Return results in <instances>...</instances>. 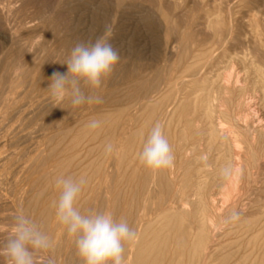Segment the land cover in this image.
Returning <instances> with one entry per match:
<instances>
[{
  "label": "rangeland",
  "instance_id": "374dc122",
  "mask_svg": "<svg viewBox=\"0 0 264 264\" xmlns=\"http://www.w3.org/2000/svg\"><path fill=\"white\" fill-rule=\"evenodd\" d=\"M2 1L3 2L6 1L5 3H3L5 5L7 4L9 5L12 3V6L14 8L13 10L14 13L11 12L10 14L11 16L9 15L8 18L6 17L7 19H3V16L0 14L1 15L0 16V27H1L0 28V62L2 57H4L1 44L7 42L8 50H9L8 52H12L13 49L15 48L14 43L17 42L18 38H21L18 39V41H21V46L23 51L22 56L24 57L23 58L24 71H20L18 74L17 71H8L5 77L6 80H4L5 82L1 87V90L8 92L9 94L8 100L10 98L12 99L9 100L8 105L6 106V110L4 112L5 116L3 115L4 117L2 116L0 118V134H1L0 135V248L3 247L4 242L12 234L14 217L19 212H23L26 216L32 219L44 233H46L50 237L52 242L51 249L39 255L40 258L38 257V264H47V260L49 258L53 259L55 261V264H84V262L82 263L83 259L77 254L76 245L74 243V237H70L66 231L65 226H63L58 222L55 215V208L51 209L53 207L52 204L58 199L59 196V189L56 187L55 180L57 177L60 176H65V177L74 176L73 177L74 179H79L80 177L84 176L85 179L87 180V183L85 184L87 188L85 189V186H83L82 192L80 193L81 195L82 194L83 195L80 197L79 194L77 198L78 200L76 201L77 204L76 207L81 212L82 211L84 212L85 210L83 214H88L90 211L100 212V213L110 212L114 216L113 218L116 221H120L121 219L126 220L131 228L134 225H136L137 227H139L140 232H142L143 234L144 232L146 234L147 231H144L143 229L144 227L146 229L149 226V223L150 225H155L154 227H156V225L158 226V224H156L155 221L159 219V217L161 216V211H165L164 208H166L167 210L168 207H172V206L177 207V204L178 206H180L181 204L180 199L182 198L183 195L187 197L188 195L190 196L191 194L194 195V193H192L193 192L192 187L194 183H197L200 180L206 182L209 179L207 181V184L210 182L211 185H209L210 183L208 184L209 185L208 189L213 190V193H215V195H213V200L215 201V205L217 207V212H218V214L217 212H215L216 214L214 213V220L215 222L220 224V229L216 233L215 237L211 236L209 247H212V249L210 248L208 252L210 253L211 251L219 250V248L222 249L219 250L217 254L221 259V261H219L220 264H222V260L227 257L229 259V261L227 262L228 264L232 262L233 264H235L237 258L238 261L248 259L249 254L251 255L252 253L254 255L250 257L251 260L248 262V264L249 263L263 264L264 263V250H263L264 249V242H263L264 241V226H263L264 225V216H263L264 215V152H263L264 148L262 149V147H264L263 146L264 102L262 101H264V99L261 93H254L256 77L255 75H253L254 73L252 72L253 71L252 68L254 67V65L258 66V64L259 67L261 66V64H262L261 68L264 67V50H263L264 0H246V1L245 0H232V1L203 0L205 1L202 2L203 4L201 3L202 0H193V1L192 0H181V1L180 0H0V2ZM176 3L179 4L180 7L177 6ZM156 4L159 5L157 6ZM209 10H211V12ZM139 11H141V13H139ZM146 13H150V14H146ZM182 13H184L185 16ZM210 13L211 14L213 13L211 17L209 16ZM218 14L222 15V20L225 21L224 23L222 22L221 25L222 26L221 28L223 31H225L224 32L225 34L223 33L224 35L223 37H221L222 34L221 36L219 35L221 38H223V42H221L220 44H218V40H216L217 38L219 39V37L214 36V33L211 30H207L210 28H206L208 27L207 20L209 18L210 20L213 18L215 19V16L213 15H216L217 17ZM194 16L196 18H193ZM153 17H156V19ZM192 18L194 22H192ZM247 19H249L248 20L249 22L246 21ZM250 21H255V22H250ZM19 25L21 26V33L17 34ZM205 25L207 26L204 27ZM251 25L253 26L251 27ZM254 25L257 26L254 27ZM106 26L110 27L111 29L110 33L105 32ZM199 26L202 28H200ZM203 28L205 29L203 30ZM172 29L174 31H172ZM257 29H259V31H262L261 33H263L261 40L257 39L256 37V32L258 31ZM253 30L255 32H253ZM230 32L233 33V35H231ZM251 33L252 34L255 33L253 34L255 36H253ZM101 35L108 36L113 46L119 50L121 57L120 61L115 66L112 74L103 81L101 88L92 90V92L89 91V89L85 90L86 92L89 93L95 92L94 94L101 96L103 100L102 104L100 103V105L98 104L93 105L94 103L93 104L86 103L84 105L74 108L71 105L70 101L66 98L62 103H60L57 106L56 103L51 98L50 91L48 89V85H49L48 77H50L51 73L54 70H58L60 72H66V65H61V64H63L68 59L72 48L78 42L81 41L87 42L89 40L94 41L97 37H100ZM229 36H233V38ZM156 38H160V39H156ZM199 38H201V40ZM66 40L68 43L66 42ZM254 40H256V42L259 41L258 42L259 46L258 43H256ZM255 45H257L258 48ZM189 49L193 51L191 52L189 51ZM248 49L251 52H248ZM183 50H185V52H182ZM206 50L209 52H213L214 55L213 57L216 56V58H213L212 62L210 63H213V61L215 63L216 61L219 63V65L216 63L217 65H215V67L213 64L210 65L211 67L209 66L210 68H207V71L208 70L210 71L211 69H214L219 66L218 69L220 70V72L223 73V68L224 67L227 68V64L232 62L231 63L232 67L235 69L234 70L232 68L233 71L235 72L234 74L235 75L237 74L241 77V82H242L241 86H238L235 90H233V92H231V94H228L226 99L222 98V101L216 103V108L218 109L216 110L219 114L225 112L227 113V116L231 115L229 116L230 120L228 117L224 119L221 116L222 118L221 120L223 121L222 128L224 129V131L225 129L228 130L233 128V130L237 132L236 135L240 136V138L242 137L241 138L242 146L240 145L241 146L240 148L235 149L236 151L235 153L241 155L240 160L236 162V163H240L239 165L241 170L238 177L240 186L238 185L239 189H236V191H240L239 193H237L239 197L235 193L234 187H230L229 185H226L220 179L222 182V184L221 183L220 184L223 185L221 186L218 183L220 182V180L217 179L218 177L215 178L211 174L215 172V170L218 167L217 166L218 162L216 161L220 153L218 148H216L218 144L214 146L212 149H209L208 148L209 139H207L209 138V136L207 135V137H205L206 134L202 136L203 133L201 134H196L195 132L192 133V131L195 130H192L190 132L192 135L188 133L187 136L188 139L185 140L188 143H185V141L181 140L183 135H180L179 132H182L186 124L192 123L191 125L194 126L195 124L196 125L199 124L200 126L202 125V121L198 114L196 115L198 117L189 114L191 103H187L181 109V112L185 113V116L187 115V117L180 119L182 120V122L178 121L180 116H177L172 122L173 125H171L172 123L170 124V121H165L163 123L165 129L164 135L166 136V138L169 139L170 136L169 133H171L172 135L170 136L172 141L169 139L168 142L172 147L173 150L172 153L175 158L172 166L173 168L172 167H171L172 169L167 168L168 171L162 169L164 171L162 172L163 174L159 172L161 170H157V172L161 174L157 173L156 171H154L153 173L152 172L153 170L151 171L150 169L144 167L143 165H141V163H139L140 161H138L139 153L142 151L143 144L145 143L148 135L145 136V138L141 143L142 144L141 150L137 151L136 146H134L133 144L135 140L134 139L132 140L133 138L132 136L135 131L129 133L130 123H128L127 121L128 113L133 111L132 108L133 103L131 102L129 96L133 90V86L136 84L135 81L138 80H141L143 82L145 81V84L148 83V85H152L153 83L155 84L156 82L154 80H157L158 83L164 82L163 80H165L167 76H169L170 71H181L182 66H185L183 68H186L189 66L188 64L190 63L196 64L197 62H199V57L198 54L196 53ZM194 53L195 55H193ZM187 54H191L190 56H192V59L189 56L190 59L188 60V58L186 57ZM181 55L183 57L185 56L183 58L184 60L186 59L185 62H182L183 59H181L182 57ZM239 55L242 59L239 57ZM195 56H197V58ZM246 56L252 61L246 58ZM192 60L194 61V63ZM253 60L255 61L253 62ZM180 61L182 62V64L179 63ZM220 63L222 65V69H220L221 67ZM244 65L246 69L248 68L247 70L244 68ZM173 67L176 68L179 67V68L178 70H176ZM218 69L216 68L214 70L217 72L219 71ZM263 69L261 70L263 71ZM136 71L137 74L135 75ZM247 71L250 74H252L249 77V79L247 78V76H249V74L246 73ZM220 72H217L216 74ZM3 74L4 71H0V78L1 76H3ZM158 74L160 75L157 76ZM161 75H162V79L158 80V78L159 79L161 78ZM252 76H254V78ZM18 79L19 81L21 80L20 83L21 82L22 83H21V92L19 94L20 96L16 95L17 96L16 97L14 94L11 93L12 90L10 89L13 88V83ZM243 83H247V85L246 84L243 85ZM242 85L248 88L247 91L250 94V97L246 101L247 106L239 105L238 104L239 102L237 101L239 100L238 96H239L240 88L243 87ZM250 86H252L253 90L249 89L251 88ZM11 95L18 98L16 102L13 101L14 98L13 96L11 97ZM119 96L120 98H117ZM261 96L263 99L262 101H260ZM126 98L129 99L127 100ZM119 99L121 100V102ZM235 99L237 100L235 101ZM230 101L232 102L230 103ZM113 103H115L116 105ZM249 104L251 105V107ZM101 106L104 107L102 108ZM92 108L93 109L97 108V110L92 111ZM219 108L223 110H221L220 112ZM244 108H247L248 110ZM98 109H100L99 111L104 110V112L106 111V113H104V115L102 114L103 112L100 114L99 112H97ZM239 109H241V111ZM123 110L127 115L125 114V116L122 117V115H120L119 113L120 111ZM229 110H231L230 111L231 114ZM237 111L241 112V114L248 111L249 118L247 117L246 119L242 118L239 120L238 116L240 113ZM95 112L98 114H96ZM83 113L88 114L92 118L91 117L88 118V115H84ZM35 114L37 116H35ZM90 114H93V116ZM110 114L111 115L114 114V116H111ZM105 115L107 116L109 115L108 117H110L112 120L110 118H109L110 120L107 119L108 117L107 116L105 117ZM189 116H192V119L189 118ZM259 118H261L262 120H260ZM93 119L100 120L102 123H104V124L101 123L103 129L101 128V126L100 129L98 128L96 130H93L94 132L91 129L89 130V128L87 129V127H85L86 124L89 123L88 121H91ZM256 119L258 122L256 121ZM253 121L254 123H252ZM156 122H158V119H156V121L152 124V127L156 124ZM166 123H168L167 126L170 124L171 127L167 128ZM178 123H181V125L179 124L180 126L179 125L176 126ZM48 124L52 126H49ZM26 125L29 127L28 129ZM119 125L122 128H119ZM229 125L232 126L230 127ZM237 125H239L238 126L239 128L241 127L242 128L241 129L237 128ZM78 128L81 129L79 130ZM122 129H124V131L127 133L122 132L123 131ZM168 129H170V131L172 132L168 131ZM175 129H178L179 132L176 131ZM237 129H239V131ZM83 131H85L88 135L85 136V132ZM90 131L93 132V134ZM81 132L84 133V135L83 134L81 135ZM167 132L168 135L166 134ZM174 132H178V133L175 134ZM65 134L66 136L67 135L68 136L67 137L64 136ZM259 134H261L262 136L261 135L259 136ZM127 135L130 136L128 137L129 139L126 137ZM174 135L176 139L173 137ZM100 136L103 137L104 139L102 140V138H99ZM60 137H64V138H60ZM79 137L81 139H79ZM177 138L178 139L180 138V141H178ZM100 139L102 140V142L104 141V143L108 139L109 140L107 143L105 144L103 143L104 144L103 146L102 142L100 143L101 141ZM199 139H202L201 141L203 143L202 142L199 143ZM96 140L99 141L96 142ZM79 141H83V143L80 142V146H82L80 147V149L78 147ZM111 141H113V143H111ZM89 142H91L92 144H90ZM171 142H175V145L174 143L171 144ZM85 143H89V145ZM96 143L102 146L99 147ZM108 143H111L114 146L113 152L111 154H105L106 153L105 146ZM125 143L127 144L130 143V146L128 147V145H126L128 148L125 146L124 148L126 149H123ZM181 143L182 144L184 143L185 146L182 145ZM194 143L195 144L197 143L196 149H194L195 146ZM64 144L66 146L67 144L70 145L69 148L71 149V151L68 149V151L70 152H67V149ZM177 144H180L181 146L180 150H178V148L180 147H178ZM198 144L199 145L202 144V145L199 146ZM60 145H63L64 147ZM86 145L90 146L91 148L92 146L93 147L95 146L96 148L94 147L92 148L93 149L92 150L89 147L90 151H88L89 150L87 149L88 147L86 148L84 147ZM175 146L177 152H175V150L173 149L175 148ZM74 147L76 150L78 148V151L74 150ZM205 147L206 149H204ZM56 149L59 151H57ZM72 149L74 150L73 153H72ZM94 150H96V152ZM193 150L194 153H191L193 152ZM261 150L263 153L261 152ZM122 151L125 152L124 154L129 153L128 156L126 155V157L128 158L126 159V161H125L126 157L121 156L119 154ZM186 151L188 152V154ZM91 152L94 153L92 154ZM182 152H184V154ZM251 153L254 154V156ZM183 155H185L186 157ZM74 156L76 157L74 158ZM85 157L87 158V161H85L86 160ZM180 157H182L183 160ZM136 158L138 162L134 161L136 160ZM66 159L70 160V162ZM72 159L75 161L74 162L71 161ZM121 159L122 162L125 161L126 164L124 163L122 165V162H120ZM180 159L181 162L179 161ZM81 160H84L85 162L83 163V161ZM93 160L94 162H91ZM67 161L69 164H66ZM97 161H99V164L97 163ZM188 162H190L191 164L189 165ZM65 165H67L66 168ZM111 165L114 167H112ZM88 166H90L91 170L88 168ZM188 169L190 172L188 171ZM86 170L87 173H89L88 176H86L87 174L83 173V172L86 173ZM88 170H90L91 172H89ZM170 170H173L174 173V176L171 177L174 179L172 185L170 183L172 179H170V175H168ZM199 171H201L202 173H200ZM95 172H98V174ZM164 173L167 176H169V178L166 175H164ZM92 174L94 176H91ZM130 174L132 175L130 176ZM195 174H196V178H195ZM123 175H125V178ZM149 175L153 177L154 180L153 181L148 180L149 182L146 180L147 185H145L144 182L146 181H144L143 179H146L147 176H148L147 179H151ZM156 175L157 176L159 175L161 179L159 177H156ZM162 175H164L165 178ZM185 175L187 177H190V180L192 181L188 182L189 179L185 177ZM199 175L202 176L200 177ZM120 176L121 177L123 176V178H121ZM90 177L91 178L95 177V180L93 178L90 179ZM96 177H98V179ZM166 177L170 179V182ZM191 177H193V179ZM163 178L166 180H163ZM197 178L199 179V181L197 180ZM201 178L204 180H202ZM122 180L124 182H122ZM185 182L187 183L185 184ZM212 183H214L216 186H214V184ZM138 184L139 186L137 187ZM142 185L144 186L142 187ZM189 185L191 188L190 190H189ZM241 185L243 187H241ZM186 186L187 188H185ZM49 187L52 188V191L50 190ZM141 187L143 189H140ZM177 187H179L180 189L179 188L177 189ZM217 188L219 190H217ZM232 188L234 191L232 190ZM180 191H183L182 195H180ZM232 191L234 192V194L232 193ZM193 195L191 196V198L190 197L189 198L192 201L194 200L193 202L195 204L199 201H197L198 197L195 198L194 196L193 198ZM89 197L90 199H87ZM89 200L92 201L90 202ZM141 200L143 201L141 202ZM83 202L84 205H82ZM87 202H89L90 206L88 205ZM48 205H51V207ZM83 206H86L84 207L86 209H84ZM233 207L234 209L231 210ZM189 210L190 212H193V210H195V206L192 207L190 206ZM234 213L239 214L237 219H232ZM49 215L51 219H48ZM130 215L133 216L135 215L133 217L134 220L132 219L134 223L131 222L130 219L132 217ZM193 219L194 217L192 216L189 220V222L191 221L190 223L192 224L196 222L195 219L194 220ZM140 220L142 221V223ZM57 223H59V226ZM131 223L134 225H131ZM233 223L237 225H234ZM55 225H57V227ZM133 228L136 229L135 226ZM139 229L138 228L136 229L138 233L137 236L138 235L141 236V237H137L138 241L139 238H142L143 236L142 233L139 234ZM194 229H196V226L194 227ZM158 232L159 235L160 234L162 235L164 233L163 231H160L159 228L157 234ZM154 234H156V232ZM255 238L258 240V244H257L258 246L252 245L248 247L249 245L248 242L250 241V239L254 240ZM137 239L133 241L131 244H129V242L125 243L126 247L124 248L126 252L124 251L125 252L124 260L126 262L125 261L124 262L126 264L129 263V260L131 262L129 264H132V259L135 256L134 247L136 245ZM215 242L218 243L219 246L221 244L222 245L219 247ZM173 243L174 241L171 242V246ZM127 244L129 245L127 246ZM212 245H214V247ZM174 247L175 246H173L172 248ZM247 254L248 256H246ZM245 256L246 258H243ZM218 260L215 257L213 259L212 264H215L216 262H218ZM219 262L216 264H219ZM0 264H6L5 257L0 256Z\"/></svg>",
  "mask_w": 264,
  "mask_h": 264
},
{
  "label": "bare ground",
  "instance_id": "6f19581e",
  "mask_svg": "<svg viewBox=\"0 0 264 264\" xmlns=\"http://www.w3.org/2000/svg\"><path fill=\"white\" fill-rule=\"evenodd\" d=\"M181 1V0H180ZM193 1V0H192ZM214 1V0H213ZM232 1V0H231ZM246 1V0H245ZM6 2V1H5ZM5 2H0V14L3 16V19H7L8 18V16L11 14V12H13V10H14V8H13V6H12V3L11 4H7V5H5V4H3V3H5ZM155 2V1H154ZM168 2H170V1H168ZM184 2V1H183ZM200 2V1H199ZM202 2H205V1H201V3ZM207 2V1H206ZM219 2V1H218ZM230 2V1H229ZM156 3H158V2H156ZM179 3V2H178ZM217 3V2H216ZM220 3V2H219ZM228 3V2H227ZM177 4V3H176ZM203 4V3H202ZM206 4V3H205ZM211 4V3H210ZM218 4V3H217ZM216 4V5H217ZM224 4V3H223ZM19 5V4H18ZM157 5V4H156ZM155 5V6H156ZM159 5V4H158ZM157 5V6H158ZM180 5H181V3H180ZM193 5V4H192ZM214 5V4H213ZM260 5V4H259ZM12 6V7H11ZM147 6H148V4H147ZM153 6V5H152ZM177 6H179V4H177ZM223 6V5H222ZM229 6V5H228ZM180 7V6H179ZM178 7V8H179ZM192 7V6H191ZM227 7V6H226ZM233 7V6H232ZM250 7V6H249ZM169 8V7H168ZM195 8V7H194ZM234 8V7H233ZM143 9V8H142ZM154 9V8H153ZM208 9V8H207ZM212 9V8H211ZM254 9V8H253ZM252 9V10H253ZM256 9H257V7H256ZM16 10V9H15ZM193 10H195V9H193ZM228 10H230V9H228ZM153 11V10H152ZM152 11H150V12H152ZM210 12H211V10H209ZM194 12V11H193ZM14 13V12H13ZM137 13V12H136ZM139 13H141V11H139ZM152 13H154V12H152ZM254 13V12H253ZM146 14H150V13H146ZM182 14H184V13H182ZM207 14H208V12H207ZM206 14V15H207ZM213 14V13H212ZM211 13H210V17H211V15H212ZM219 14H221V13H219ZM217 15V17H216V15H213V16H215V19L213 18V19H211L210 20V18L207 20V22H208V27H206L207 25H205L204 27H206V28H210V29H207V30H211L213 33H214V36H218L219 37V39L217 38H215L216 40H218V44H220L221 42H223V38H221V37H223L224 35H223V33L225 32V31H223L222 30V22L224 23L225 21H223L222 20V15ZM258 14V13H257ZM0 15V16H1ZM187 15V14H186ZM11 16V15H10ZM184 16H185V14H184ZM191 16V15H190ZM212 16V17H213ZM7 17V18H6ZM140 17V16H139ZM182 17V16H181ZM10 18V17H9ZM141 18V17H140ZM153 18H155L156 19V17H153ZM193 18H196L195 16L193 17ZM193 18H192V22H194L193 21ZM139 19V18H138ZM182 19V18H181ZM189 20V19H188ZM196 20V19H195ZM249 19H247L246 21L247 22H249L248 21ZM19 21V20H18ZM145 21V20H144ZM175 21V20H174ZM146 22V21H145ZM148 22V21H147ZM185 22V21H184ZM183 22V23H184ZM239 22H241V21H239ZM250 22H255V21H250ZM158 23V22H157ZM160 23V22H159ZM186 23V22H185ZM231 23V22H230ZM192 24V23H191ZM256 24V23H255ZM247 25V24H246ZM17 26V25H16ZM20 26V25H19ZM18 26V32H17V34H20L21 33V26L19 27ZM241 26H242V24H241ZM250 26V25H249ZM253 25H251V27H252ZM257 26V25H256ZM255 25H254V27H256ZM161 27V26H160ZM200 27V26H199ZM226 27V26H225ZM225 27H224V29H225ZM231 27H232V25H231ZM230 27V28H231ZM1 28V27H0ZM171 28H173V27H171ZM200 28H202V27H200ZM236 28V27H235ZM149 29V28H148ZM205 28H203V30H204ZM258 31L256 32V37H257V39H259V40H261V37H262V35H263V33H261L262 31H259V29H257ZM172 31H174L173 29H172ZM231 31V30H230ZM248 31V30H247ZM250 31V30H249ZM210 32V31H209ZM228 32H229V30H228ZM253 32H255L254 30H253ZM194 33V32H193ZM212 33V34H213ZM231 33V32H230ZM207 34V33H206ZM221 34H222V36H221ZM225 34V33H224ZM252 34V33H251ZM253 34H255V33H253ZM252 34V35H253ZM221 37H220V36ZM231 35H233V33H231ZM137 36V35H136ZM213 36V35H212ZM213 36V37H214ZM226 36H227V33H226ZM253 36H255V35H253ZM229 37H232L233 38V36H229ZM240 37V36H239ZM263 37H264V35H263ZM18 39H21V38H18ZM18 39H17V42H15L14 43V49H13V51L12 52H8L9 50H8V43L6 42V43H2L1 44V48L3 49V56L4 57H2V59H1V62H0V71H4V74H3V76H1V78H0V118L4 115V112H5V110H6V106L8 105V102H9V100H11L12 98H10L9 100H8V92H5L4 90H1V87H2V85H3V83L5 82L4 80H6L5 79V77H6V75H7V73H8V71H17V74L20 72V71H24V61H23V56H22V46H21V41H18ZM156 39H160V38H156ZM200 40H201V38H199ZM222 39V40H221ZM230 39V38H229ZM256 39V38H255ZM256 39V40H257ZM69 40V39H68ZM78 40H79V38H78ZM228 40V39H227ZM256 40H254L255 42H256ZM238 41V40H237ZM66 42H67V40H66ZM176 42V41H175ZM228 42V41H227ZM233 42H235V41H233ZM248 42V41H247ZM259 42V41H258ZM258 42H256V43H258ZM68 43V42H67ZM237 43V42H236ZM239 43V42H238ZM61 44V43H60ZM206 44V43H205ZM252 44V43H251ZM255 44V43H254ZM261 44V43H260ZM263 44V43H262ZM65 45V44H64ZM50 46V45H49ZM69 46H71V45H69ZM73 46V45H72ZM186 46V45H185ZM229 46H231V45H229ZM256 47H257V45H255ZM254 46V47H255ZM258 46H259V43H258ZM182 47H183V45H182ZM249 47V46H248ZM10 48V47H9ZM37 48V47H36ZM46 48V47H45ZM59 48V47H58ZM160 48V47H159ZM168 48V47H167ZM185 48V47H184ZM189 48V47H188ZM187 48V49H188ZM218 48V47H217ZM258 48V47H257ZM262 48H263V45H262ZM261 49V48H260ZM6 50V51H5ZM55 50V49H54ZM60 50V49H59ZM186 50V49H185ZM185 50H183L182 52H185ZM258 50V49H257ZM263 50H264V48H263ZM61 51V50H60ZM189 51H193V50H190L189 49ZM195 51V50H194ZM230 51V50H229ZM236 51V50H235ZM234 51V52H235ZM245 51V50H244ZM2 52V51H1ZM171 52V51H170ZM181 52V53H182ZM248 52H251V51H249V49H248ZM247 52V53H248ZM224 53V52H223ZM237 53V52H236ZM246 53V54H247ZM56 54V53H55ZM162 54V53H161ZM183 54H186V53H183ZM182 54V55H183ZM196 54H198V57H199V62H197L196 64H191L190 62V64H188L189 66L188 67H186V68H183V67H185V66H182V70L181 69H179V70H181V71H170V74H169V76H167V78L165 79V80H163L164 82H159L158 83V81L157 80H154L156 83L154 84H152V85H148V83L147 84H145V81L143 82V81H141V80H138V81H135L136 82V84L133 86V90H132V92H131V94H130V96H129V98H130V100H131V102L133 103L131 106H132V108H133V111L132 112H130V113H128V119H127V121H128V123H130V129H129V133L130 132H132V131H135L134 133H133V138H132V140L134 139L135 140V142H133V144H134V146H136V149H137V151H139V150H141V143H142V141H143V139L145 138V136L146 135H148L149 133H150V131H151V129H152V124L156 121V119H158V122H160V123H164L165 121H170V124L174 121V119L177 117V116H180L179 117V120L178 121H181L182 122V120H180L181 118H184V117H187V115L185 116V113H183V112H181V109H182V107L184 106V105H186L187 103H191V108H190V113L189 114H192V115H194V116H196L197 114L199 115V117H200V119H201V121H202V125L200 126L199 124L198 125H196L195 123V126L194 125H191L190 123H188V124H186L185 126H184V129L182 130V132H179L178 131V129H175L176 131H178L179 132V134L180 135H183L182 136V141H185L186 139H188L187 138V136H188V133H190L192 130H195V131H192V133L193 132H195L196 134H201V133H203V135L202 136H204L205 134H206V136L205 137H207V135L209 136V138H207V139H209V142H208V148L209 149H212L214 146H216L217 144V146H216V148H218V150H219V155H218V157H217V159H216V161L218 162V164H217V169L215 170V172H213V173H211L215 178L216 177H218L217 179H221L226 185H229L230 187H234L235 189V193L237 194V193H239L240 191H236V189H239L238 188V185L240 186V182L238 181V177H239V174H240V163H236L237 161H239L240 160V156L241 155H238V154H236L235 152V149H237V148H240L242 145H241V138H240V136H238V135H236L237 134V132L236 131H234L233 130V128L232 129H225V131H224V129L222 128L223 127V121L221 120L222 118H221V116L224 118V119H226V117H228L229 118V116H231V115H229V116H227V113H225V112H222L221 114H219L218 112H217V108H216V103H218V102H220V101H222V98L223 99H226L227 98V96H228V94H231V92H233V90H235L238 86H241V77L239 76V75H235L234 73V71H233V67H232V62H230L229 64H227V68H223V73L222 72H220V70L218 69V67H216L219 71H217V72H220V73H218V74H216L217 72L214 70V69H216V68H214V69H211L210 71L208 70L207 71V68H210L211 66L210 65H214V67H215V65H219V63L216 61V63L213 61V63H210V62H212V59L213 58H216V56L215 57H213L214 55H213V52H209V51H200L199 53L197 52ZM229 54V53H228ZM235 54V53H234ZM242 54H243V52H242ZM257 54H258V52H257ZM181 55V56H182ZM191 54H187L186 55V57L188 58V60L191 58L192 59V56H190ZM193 55H195V53L193 54ZM230 55V54H229ZM68 56V55H67ZM189 56H190V58H189ZM242 56H244V55H242ZM249 56V55H248ZM259 56V55H258ZM169 57V56H168ZM185 57V56H184ZM183 56L181 57V59H183L184 58ZM196 58H197V56H195ZM235 57V56H234ZM239 57H240V55H239ZM262 57V56H261ZM194 58V57H193ZM241 58V57H240ZM239 58V59H240ZM246 58H248L247 56H246ZM245 58V59H246ZM226 59V58H225ZM227 59H228V57H227ZM235 59V58H234ZM238 59V58H237ZM236 59V60H237ZM242 59V58H241ZM249 59V58H248ZM139 60V59H138ZM186 60V59H185ZM185 60L183 59L182 60V62H185ZM250 60V59H249ZM27 61V60H26ZM193 61V60H192ZM191 61V62H192ZM250 61H252V60H250ZM249 61V62H250ZM255 60H253V62H254ZM182 62L180 61L179 63H181L182 64ZM220 62V61H219ZM226 62V61H225ZM260 62V61H259ZM174 63V62H173ZM193 63H194V61H193ZM215 63V64H214ZM234 63H236V62H234ZM239 63V62H238ZM242 63V62H241ZM248 63V62H247ZM252 63V62H251ZM256 63V62H255ZM139 64H140V61H139ZM177 64H178V62H177ZM230 64H231V66H230ZM243 64V63H242ZM250 64V63H249ZM254 64V63H253ZM220 65H221V63H220ZM241 65V64H240ZM251 65V64H250ZM249 65V66H250ZM257 65V64H256ZM210 66V67H209ZM229 66H230V68H229ZM253 66V65H252ZM261 66H262V64H261ZM261 66L259 67V64H258V66H255L254 65V67L252 68L253 69V75H255V91H254V93H261L262 95H263V99H264V67L263 68H261ZM242 67V66H241ZM173 68H175L176 70H178V68L179 67H173ZM181 68V67H180ZM233 68V69H232ZM240 68V67H239ZM244 68L246 69V67H245V65H244ZM174 69V70H175ZM206 69V70H205ZM220 69H222V65H221V67H220ZM248 69V68H247ZM246 69V70H247ZM251 69V70H252ZM261 69H263V71L261 70ZM205 70V71H204ZM235 70V69H234ZM245 70V71H246ZM39 71V70H38ZM222 71V70H221ZM163 73V72H162ZM242 73V72H241ZM246 73H248L249 74V76H247V78L249 79V77L252 75V74H250L248 71L246 72ZM12 74V73H11ZM118 74V73H117ZM121 74V73H120ZM137 74V71H136V73H135V75ZM164 74V73H163ZM247 74V75H248ZM160 74H158L157 76H159ZM120 76V75H119ZM245 76V75H244ZM134 77V76H133ZM151 77V76H150ZM155 77V76H154ZM253 78H254V76H252ZM18 78V77H17ZM158 78V77H157ZM242 78H243V75H242ZM246 78V77H245ZM21 79V78H20ZM27 79V78H26ZM162 79V75H161V78L159 79L158 78V80H161ZM22 80V79H21ZM20 80V81H21ZM117 80V79H116ZM20 81H19V79L17 80V81H15L14 83H13V88L12 89H10V90H12V94H14L15 96L16 95H18V96H20L19 94H20V92H21V83H20ZM30 82V81H29ZM118 82V81H117ZM252 83V82H251ZM250 83V84H251ZM244 84H246L247 85V83H243V85ZM12 85V84H11ZM242 85V86H243ZM251 88H249L250 90L252 89L253 90V88H252V86H250ZM254 87V86H253ZM35 88V87H34ZM129 88V87H128ZM3 89V88H2ZM24 89V88H23ZM26 89V88H25ZM6 90V89H5ZM86 90V89H85ZM104 90V89H103ZM115 90V89H114ZM248 90V88H246V87H241L240 88V92H239V96H238V98H239V100H237V99H235V101L237 100L238 102V104L239 105H245V106H247V104H246V101H247V99L250 97V94H249V92L247 91ZM89 91H91L92 92V90H90L89 89ZM26 92V91H25ZM125 92V91H124ZM89 93V92H88ZM95 93V92H94ZM26 95V94H25ZM30 95V94H29ZM28 95V96H29ZM108 95V94H107ZM112 95V94H111ZM110 95V96H111ZM13 95H11V97H12ZM39 96V95H38ZM231 96V95H230ZM253 96H254V94H253ZM17 97V96H16ZM16 97H14L13 96V101L14 102H16L17 101V99L18 98H16ZM116 97V96H115ZM232 97H234V96H232ZM237 97V96H236ZM257 97V96H256ZM258 97H260V96H258ZM20 98V97H19ZM29 98V97H28ZM107 98H108V96H107ZM117 98H120V96L119 97H117ZM129 98H126L127 100L129 99ZM26 99H27V97H26ZM254 99V98H253ZM260 99V98H259ZM262 99V96H261V100L260 101H262L263 100ZM120 100V99H119ZM123 100V99H122ZM21 101V100H20ZM26 101V100H25ZM232 101H234V100H232ZM232 101H230V103L232 102ZM109 102V101H108ZM120 102H121V100H120ZM229 102V101H228ZM251 102V101H250ZM249 102V103H250ZM262 102H264V101H262ZM13 103V102H12ZM42 103V102H41ZM110 103V102H109ZM116 103V102H115ZM115 103H113V104H115ZM224 103V102H223ZM102 104V103H101ZM131 104V103H130ZM220 104V103H219ZM222 104V103H221ZM229 104V103H228ZM93 105H95V103L93 104ZM98 105H100V103L98 104ZM97 105V106H98ZM116 105V104H115ZM250 105V104H249ZM248 105V106H249ZM39 106H41V105H39ZM91 106V105H90ZM102 107V106H101ZM104 107V106H103ZM102 107V108H103ZM236 107V106H235ZM250 107H251V105H250ZM39 108V107H38ZM189 108V107H188ZM229 108V107H228ZM257 108V107H256ZM184 109H186V108H184ZM217 109V110H216ZM231 109V108H230ZM238 109V108H237ZM236 109V110H237ZM244 109H247V108H244ZM249 109H251V108H249ZM97 110V108L95 109H93L92 108V111H96ZM100 109H98V111L97 112H99L100 114L102 113L103 115H104V113H106V111L104 112V110L103 111H99ZM125 110V109H124ZM120 111V115H122V117L123 116H125V111ZM188 110V109H187ZM219 110H220V112H221V110H223V109H220L219 108ZM240 111H241V109H239ZM248 110V109H247ZM225 111V110H224ZM231 110H229V112H230ZM246 111V110H245ZM44 112V111H43ZM46 112V111H45ZM77 112V111H76ZM109 112V111H108ZM189 112V111H188ZM187 112V113H188ZM233 112H234V109H233ZM237 112H239V111H237ZM17 113V112H16ZM96 113V112H95ZM240 114H239V116H238V119L240 120V119H242V118H247L248 117V111L247 112H245V113H243V114H241V112H239ZM39 114V113H38ZM40 114H43V113H40ZM84 115H88V114H86V113H83ZM96 114H98V113H96ZM107 114H109V113H107ZM111 114H112V112H111ZM110 114V115H111ZM229 114V113H228ZM230 114H231V112H230ZM236 114V113H235ZM90 115H92L93 116V114H90ZM127 115V114H126ZM244 117H243V116ZM5 116V115H4ZM3 116V117H4ZM35 116H37L36 114H35ZM43 116V115H42ZM95 116V115H94ZM102 116V115H101ZM107 115H105V117H106ZM109 116V115H108ZM107 116V117H108ZM111 116H114V114L113 115H111ZM118 116V115H117ZM235 116V115H234ZM233 116V117H234ZM258 116V115H257ZM91 116H89L88 115V118H90ZM104 117V116H103ZM196 117H198V116H196ZM251 117V116H250ZM263 117V116H262ZM85 118H87V117H85ZM92 118V117H91ZM110 117H108L107 119H109ZM189 118H191L192 119V116H189ZM194 118V117H193ZM236 118V117H235ZM249 118V117H248ZM255 118V117H254ZM101 119V118H100ZM111 119V118H110ZM109 119V120H110ZM178 119V118H177ZM176 119V120H177ZM231 119H233V118H231ZM260 120H262L261 118H259ZM26 120V119H25ZM81 120V119H80ZM86 120V119H85ZM103 120V119H102ZM112 120V119H111ZM115 120V119H114ZM229 120H230V118H229ZM236 120V119H235ZM36 121V120H35ZM82 121V120H81ZM117 121V120H116ZM218 121H219V124H218ZM226 121V120H225ZM237 121V120H236ZM256 121H257V119H256ZM33 122V121H32ZM89 122V121H88ZM258 122V121H257ZM260 122V121H259ZM36 123V122H35ZM102 123V122H101ZM109 123V122H108ZM108 123H106V124H108ZM112 123H113V121H112ZM119 123V122H118ZM117 123V124H118ZM157 123V122H156ZM169 123V122H168ZM168 123H166V126H167V124ZM198 123V122H197ZM252 123H254V121L252 122ZM261 123V122H260ZM102 124H104V123H102ZM102 124H101V128H102ZM106 124H105V126H106ZM168 125L167 126V128L168 127H171V125H173V123L171 124V125ZM174 124H176V123H174ZM181 125V123H178L176 126H178V125ZM239 124V123H238ZM8 125V124H7ZM36 125V124H35ZM49 126H52V125H50V124H48ZM87 125V124H86ZM179 125V126H180ZM226 125V124H225ZM27 126V125H26ZM219 126H220V128H219ZM230 126V125H229ZM232 126V125H231ZM230 126V127H231ZM239 125H237V128H239L238 127ZM47 127V126H46ZM86 127V126H85ZM116 127H117V125H116ZM29 127L27 126V129H28ZM119 128H122V127H120V125H119ZM172 128H174V127H172ZM171 128V129H172ZM242 128V127H241ZM241 128H239V129H241ZM79 129V128H78ZM81 129V128H80ZM79 129V130H80ZM85 129V128H84ZM88 129V128H87ZM99 129H100V127H99ZM103 129V128H102ZM125 129V128H124ZM124 129H122L123 131L122 132H125L124 131ZM239 129H237L238 131H239ZM38 130V129H37ZM41 130V129H40ZM90 130V129H89ZM89 130H87V131H89ZM126 130V129H125ZM165 130V129H164ZM180 130V131H181ZM227 130V131H226ZM249 130V129H248ZM33 131H35V130H33ZM32 131V132H33ZM93 131V130H92ZM103 131V130H102ZM101 131V132H102ZM168 131H170V129H168ZM259 131V130H258ZM74 132V131H73ZM83 132H85V131H83ZM91 132V131H90ZM94 132V131H93ZM93 132H91L92 134H93ZM96 132V131H95ZM100 132V133H101ZM170 132H172V131H170ZM178 132H174L175 134L176 133H178ZM19 133V132H18ZM63 133V132H62ZM61 133V134H62ZM64 133H66V132H64ZM125 133H127V132H125ZM124 133V134H125ZM173 133V134H174ZM240 133V132H239ZM238 133V134H239ZM84 135V133H82L81 132V135ZM167 135H168V132L166 133ZM250 134V133H249ZM255 134V133H254ZM1 135V134H0ZM17 135V134H16ZM86 135H88L86 132H85V136ZM169 135L170 136H172L171 135V133H169ZM190 135H192L191 133H190ZM242 135V134H241ZM244 135V134H243ZM261 134H259V136H260ZM32 136V135H31ZM60 136V135H59ZM63 136V135H62ZM64 136H66V134L64 135ZM68 136V135H67ZM66 136V137H67ZM96 136V135H95ZM116 136V135H115ZM122 136V135H121ZM169 136V139L171 140V137ZM178 136V135H177ZM251 136V135H250ZM258 136V137H259ZM262 136V135H261ZM28 137V136H27ZM127 138L128 137H130V136H126ZM174 138H175V135L173 136ZM200 137V136H199ZM60 138H64V137H60ZM97 138V137H96ZM99 138H102V140L104 139L103 137H99ZM201 138V137H200ZM203 138V137H202ZM252 138H254V137H252ZM256 138H257V136H256ZM255 138V139H256ZM79 139H81L80 137H79ZM98 139V138H97ZM129 139V138H128ZM168 139V140H169ZM176 139V138H175ZM178 139V138H177ZM198 139V138H197ZM250 139V138H249ZM101 140V139H100ZM102 140L100 141V143L102 142ZM109 140V139H108ZM108 140L105 142V143H107L108 142ZM192 140V139H191ZM190 140V141H191ZM202 139H199V143L200 142H202L201 141ZM26 141V140H25ZM74 141H76V140H74ZM99 141V140H98ZM97 140H96V142H98ZM172 141V140H171ZM175 141H177V140H175ZM178 141H180V138L178 139ZM194 141V140H193ZM255 141V140H254ZM259 141V140H258ZM80 142H82L83 143V141H79V145H78V147H79V149H80V147H82V146H80ZM85 142V141H84ZM92 142V141H91ZM91 142H89L90 144H92ZM75 143H78V142H75ZM89 143H85V144H87V145H89ZM99 143V144H100ZM104 143V141L102 142V144ZM104 143V144H105ZM111 143H113V141H111ZM172 143H174V145H175V142H171V144ZM185 143H188V142H186L185 141ZM203 143V142H202ZM244 143V142H243ZM84 144V145H85ZM97 144V143H96ZM104 144H103V146H104ZM132 144V145H133ZM136 144V145H135ZM182 144V143H181ZM189 144H190V142H189ZM195 144V143H194ZM193 144V145H194ZM207 144V143H206ZM245 144V143H244ZM247 144V143H246ZM65 145V144H64ZM84 146L85 148L86 147H88L87 149H89V147L90 146ZM98 145V144H97ZM126 145H128V147L130 146V143L129 144H127V143H125L124 144V146H123V149H126V148H124ZM131 145V146H132ZM178 145V147H180V148H178V150H180L181 149V146H180V144H177ZM182 145H184L185 146V144L183 143ZM187 145V144H186ZM199 145V144H198ZM200 145H202V144H200ZM199 145V146H200ZM241 145V146H240ZM60 146H63V145H60ZM67 146H68V148H67ZM67 146L65 145V147H66V149H67V152H70L71 151V149L69 148L70 147V145H68L67 144ZM92 146V145H91ZM99 147L100 146H102V145H98ZM133 146V147H134ZM171 146V145H170ZM190 146V145H189ZM249 146V145H248ZM263 146H264V144H263ZM64 147V146H63ZM76 147V146H75ZM75 147H74V150H76L75 149ZM95 147V146H94ZM93 146H92V148H94ZM127 147V146H126ZM127 147V148H128ZM196 147H197V143L195 144V146H194V149H196ZM85 148H83V149H85ZM91 148V147H90ZM91 148V149H92ZM96 148V147H95ZM185 148H187V147H185ZM189 148V147H188ZM264 147H262V149H263ZM65 149V150H66ZM68 149L70 150V151H68ZM132 149V148H131ZM171 149H172V147H171ZM174 150H175V152H177L176 151V146H175V148H173ZM183 149V148H182ZM204 149H206V147L204 148ZM208 149V150H209ZM57 150V149H56ZM73 149H72V153H73V151H74ZM93 150V149H92ZM186 150V149H185ZM216 150V149H215ZM217 150V151H218ZM57 151H59V150H57ZM56 151V152H57ZM76 151H78V148H77V150ZM81 151H83V150H81ZM86 151V150H85ZM88 151H90V149L88 150ZM95 152H96V150H94ZM97 151H98V149H97ZM124 151V150H123ZM120 152L119 154L121 155V156H125L126 157V155L128 156L129 155V153H127V154H124L125 152ZM132 151V150H131ZM173 151V150H172ZM184 151V150H183ZM188 151V150H187ZM186 151V152H187ZM198 151V150H197ZM246 151V150H245ZM62 152V151H61ZM190 152V151H189ZM203 152H205V151H203ZM252 152H253V150H252ZM261 152H262V150H261ZM264 152V151H263ZM262 152V153H263ZM64 153V152H63ZM92 153V152H91ZM94 153V152H93ZM92 153V154H93ZM118 153V152H117ZM135 153V152H134ZM181 153V152H180ZM183 154H184V152H182ZM191 153H194V150H193V152H191ZM197 153V152H196ZM78 154V153H77ZM85 154V153H84ZM91 154V155H92ZM106 154V153H105ZM187 154H188V152H187ZM205 154V153H204ZM252 154V153H251ZM82 155V154H81ZM87 155V154H86ZM91 155H90V158H91ZM181 155V154H180ZM186 155V154H185ZM185 155H183V156H185ZM253 156H254V154H252ZM62 156H63V154H62ZM66 156V155H65ZM77 156V155H76ZM76 156H74V158L76 157ZM116 156V155H115ZM114 156V157H115ZM179 156V155H178ZM187 156V155H186ZM185 156V157H186ZM207 156H209V155H207ZM256 156V155H255ZM70 157V156H69ZM87 157V156H86ZM85 157V161H87V158ZM88 157H89V155H88ZM118 157V156H117ZM252 157V156H251ZM263 157V156H262ZM11 158V157H10ZM106 158H108V157H106ZM122 158V157H121ZM130 158V157H129ZM181 159H182V157H180ZM198 158H199V156H198ZM201 158V157H200ZM126 159H128L127 157L125 158V161H126ZM175 159V158H174ZM181 159L179 160L180 162H181ZM202 159V158H201ZM254 159V158H253ZM8 160V159H7ZM37 160H38V158H37ZM37 160H35V161H37ZM65 160V159H64ZM66 160H68V159H66ZM84 160H81V161H83V163L85 162ZM105 160V159H104ZM183 160V159H182ZM188 160H189V158H188ZM193 160V159H192ZM191 160V161H192ZM196 160V159H195ZM194 160V161H195ZM257 160V159H256ZM69 162H70V160H68ZM68 161L66 162V164H69L68 163ZM71 161H75V160H71ZM96 161V160H95ZM113 161V160H112ZM125 161H123L122 162V159H121V161L120 162H122V165L125 163ZM133 161V160H132ZM134 161H137V158H136V160H134ZM133 161V162H134ZM139 161V160H138ZM137 161V162H138ZM186 161H187V159H186ZM185 161V162H186ZM190 161V162H191ZM198 161V160H197ZM254 161V160H253ZM61 162V161H60ZM91 162H94V160L93 161H91ZM129 162H130V160H129ZM136 162V163H137ZM176 162V161H175ZM190 162H188L189 163V165L192 163H190ZM199 162V161H198ZM43 163V162H42ZM63 163H64V161H63ZM96 163V162H95ZM94 163V164H95ZM97 163L99 164V161H97ZM115 163V162H114ZM140 163V162H139ZM79 164V163H78ZM80 164H81V162H80ZM90 164V163H89ZM112 164V163H111ZM126 164V163H125ZM244 164V163H243ZM70 165H71V163H70ZM70 165H69V167H70ZM83 165V164H82ZM97 165V164H96ZM138 165V164H137ZM142 165V164H141ZM186 165V164H185ZM214 165V164H213ZM58 166H59V164H58ZM66 166L67 165H65V168H66ZM92 166V165H91ZM94 166V165H93ZM112 166V165H111ZM120 166H121V164H120ZM119 166V167H120ZM62 167H63V165H62ZM61 167V168H62ZM85 167H86V165H85ZM112 167H114V166H112ZM42 168V167H41ZM73 168V167H72ZM71 168V169H72ZM88 168L90 169V166H88ZM101 168V167H100ZM142 168V167H141ZM173 168V167H172ZM172 168H170V169H172ZM187 168H188V166H187ZM190 168V167H189ZM208 168V167H207ZM33 169V168H32ZM68 169V168H67ZM67 169H65V170H67ZM71 169H70V172H71ZM131 169H132V167H131ZM169 169V168H168ZM225 169H227L228 170V172H229V175L227 176V178L223 175V172H224V170ZM38 170H39V168H38ZM81 170V169H80ZM91 170V169H90ZM90 170H88L89 172H91ZM123 170H125V169H123ZM164 170V169H163ZM162 169H161V171H159V172H164ZM165 170H167V169H165ZM198 170V169H197ZM200 170V169H199ZM41 171V170H40ZM69 171V170H68ZM136 171V170H135ZM148 171H150V170H148ZM152 171V170H151ZM168 171V170H167ZM188 171H189V169H188ZM202 171V170H201ZM201 171H199L200 173H202ZM210 171V170H209ZM243 171H244V169H243ZM105 172V171H104ZM153 173H154V171H152ZM157 172V171H156ZM159 172H157V173H159ZM185 172H186V170H185ZM190 172V171H189ZM198 172V171H197ZM262 172V171H261ZM58 173V172H57ZM78 173H80V172H78ZM82 173V172H81ZM84 174H87L86 176H88L89 175V173H87V170H86V173L85 172H83ZM95 173H97L98 174V172H95ZM94 173V174H95ZM100 173V172H99ZM121 173V172H120ZM141 173V172H140ZM139 173V174H140ZM153 173H152V175H153ZM161 173H159V174H161ZM166 173V172H165ZM164 173V175H166ZM35 174V173H34ZM83 174V175H84ZM135 174H136V172H135ZM138 174V175H139ZM156 174V173H155ZM163 174V173H162ZM187 174V173H186ZM207 174V173H206ZM206 174H205V176H206ZM132 174H130V176H131ZM137 175V176H138ZM150 175H151V173H150ZM149 175V176H150ZM164 175H162L163 177H164ZM168 175H170V179H172L171 180V182H170V179H168L169 178V176H167L166 178L168 179V181L171 183V185H172V183H173V178H171L172 176H174V173H173V170H170V172H169V174ZM190 175V174H189ZM198 175V174H197ZM209 175V174H208ZM46 176V175H45ZM91 176H94L93 174L91 175ZM97 176V175H96ZM104 176V175H103ZM124 176V178H125V175H123ZM123 176L121 177V178H123ZM155 176V175H154ZM161 176V177H162ZM200 176V175H199ZM202 176V175H201ZM200 176V177H201ZM241 176V175H240ZM72 177V176H71ZM74 177V176H73ZM84 177V176H83ZM119 177V178H120ZM141 177V176H140ZM156 177H159V175L157 176L156 175ZM178 177V176H177ZM176 177V178H177ZM185 177H187L186 175H185ZM75 178H76V175H75ZM85 178V177H84ZM93 178V177H92ZM91 177H90V179H92ZM97 179H98V177H96ZM146 178V177H145ZM147 178H148V176H147ZM143 179L144 181H148V180H150V181H153L154 179H153V177H151L150 176V178L152 179ZM155 178V177H154ZM160 178V177H159ZM165 178V177H164ZM163 178V180H166V179H164ZM189 180H190V177H187ZM186 178V179H187ZM192 179H193V177H191ZM195 178H196V174H195ZM208 178V177H207ZM210 178V177H209ZM247 178V177H246ZM94 180H95V177L93 178ZM102 179V178H101ZM115 179V178H114ZM142 179V178H141ZM161 179V178H160ZM187 179V180H188ZM202 179V178H201ZM216 179V180H217ZM89 180V179H88ZM120 180V179H119ZM137 180V179H136ZM163 180H161V181H163ZM188 180V182H191L192 180H190L189 181ZM196 180V179H195ZM197 180L199 181V179L197 178ZM202 180H204V179H202ZM209 180V179H208ZM207 180V181H208ZM221 180H220V182H218L219 184L221 183L222 184V182H221ZM247 180H249V179H247ZM92 181V180H91ZM147 181L146 182H144L145 183V185H147L146 183H147ZM167 181V182H168ZM207 181L205 182V181H199V182H197V183H194V185H193V187H192V185H191V187H192V189H193V192L192 193H194V195L193 194H191L190 196L188 195V197L187 196H185V195H183L182 196V198L180 199V206H178V204H177V207L175 206H172V207H168V209L166 210V208H164L165 209V211H161V216L159 217V219H157L155 222H156V224H158V226L156 225V227H158L159 229H160V231H163L164 233L161 235H159V232H158V234H157V231H158V228H156V227H154L155 225H150V223H149V226L145 229V227H144V231H147L146 232V234H145V232H144V234L142 233V232H140V229H139V227H137L136 225H134V224H132V223H134V221H132V219L134 220V216L133 215H130L132 218L130 219L131 220V225H134L135 227H136V229L138 228L139 229V234L140 233H142L143 234V236H142V238H139V241H138V239H137V241H136V245H135V256H134V258L132 259V264H212L213 263V259L216 257V259L218 260V259H220L219 258V256L217 255L218 254V251L219 250H222V249H220L219 248V250H215V251H211L210 253L208 252L209 251V249L211 248L212 249V247H209V242H210V238H211V236H214L215 237V235H216V233L218 232V230L220 229V224L219 223H217V222H215V220H214V213L215 212H217V207H216V205H215V201L213 200V195H215V193H213V190H209L208 189V186L209 185H211V183L208 185L207 184ZM89 182V181H88ZM122 182H124L123 180H122ZM149 182V181H148ZM196 182V181H195ZM139 183V182H138ZM143 183V184H144ZM187 182H185V184H186ZM239 183V184H238ZM101 184V183H100ZM109 184V183H108ZM166 184H168V183H166ZM189 184H191V183H189ZM212 184H214V183H212ZM220 184V185H221ZM257 184V183H256ZM188 185V184H187ZM226 185H224V186H226ZM85 186V189L87 188L86 187V185H84ZM90 186V185H89ZM102 186V185H101ZM100 186V187H101ZM139 186V184L137 185V187ZM144 185H142V187H143ZM167 186H170V185H167ZM214 186H216L215 184H214ZM221 186H223V185H221ZM246 186H247V184H246ZM52 187V186H51ZM129 187V186H128ZM140 188V189H143V188ZM147 187V186H146ZM146 187H144V188H146ZM241 187H243L242 185H241ZM250 187V186H249ZM50 188V187H49ZM125 188V187H124ZM179 187H177V189H178ZM185 188H187V186L185 187ZM211 188H213V187H211ZM224 188V187H223ZM225 188H227V187H225ZM89 189V188H88ZM132 189V188H131ZM138 189V188H137ZM139 189V190H140ZM171 189V188H170ZM180 189V188H179ZM191 188H190V185H189V190H190ZM215 189V188H214ZM244 189H247V188H244ZM244 189H242V190H244ZM50 190L52 191V188H50ZM217 190H219L218 188H217ZM232 190H233V188H232ZM233 190V191H234ZM248 190H250V189H248ZM253 190V189H252ZM87 191V190H86ZM125 191V190H124ZM148 191V190H147ZM232 191V193L234 194V192ZM136 192V191H135ZM179 192V191H178ZM177 192V193H178ZM182 192V193H181ZM186 192V191H185ZM214 192H216V191H214ZM42 193H44V192H42ZM97 193V192H96ZM116 193V192H115ZM121 193V192H120ZM131 193V192H130ZM226 193V192H225ZM242 193V192H241ZM240 193V194H241ZM248 193H250V192H248ZM87 194V193H86ZM109 194V193H108ZM124 194H125V192H124ZM150 194V193H149ZM179 194V193H178ZM183 194V191H180V195H182ZM218 194V193H217ZM217 194H216V196H217ZM239 194V195H240ZM246 194H247V192H246ZM256 194V193H255ZM83 195V194H82ZM81 194H80V197L82 196ZM102 195V194H101ZM135 195H136V193H135ZM177 195V194H176ZM193 195V198H194V196H195V198L196 197H198V200L197 201H199V202H197V203H195L194 204V200L192 201L190 198H191V196ZM245 195V194H244ZM227 196V195H226ZM237 196H238V194H237ZM236 196V197H237ZM30 197V196H29ZM178 197V196H177ZM190 197V198H189ZM239 197V196H238ZM34 198V197H33ZM52 198V197H51ZM97 198V197H96ZM165 198V197H164ZM224 198H225V196H224ZM230 198V197H229ZM250 198V197H249ZM87 199H90V197L89 198H87ZM133 199V198H132ZM136 199V198H135ZM143 199V198H142ZM173 199V198H172ZM219 199V198H218ZM37 200V199H36ZM51 200V199H50ZM49 200V201H50ZM78 200V199H77ZM105 200V199H104ZM117 200V199H116ZM120 200V199H119ZM138 200V199H137ZM146 200V199H145ZM217 200V199H216ZM90 201V200H89ZM92 201V200H91ZM90 201V202H91ZM114 201V200H113ZM143 200H141V202H142ZM220 201V200H219ZM79 202V201H78ZM104 202V201H103ZM125 202V201H124ZM134 202V201H133ZM165 202V201H164ZM179 202V201H178ZM229 202V201H228ZM247 202V201H246ZM88 203V205H89V202H87ZM121 203V202H120ZM152 203V202H151ZM263 203V202H262ZM32 204H33V202H32ZM35 204V203H34ZM37 204V203H36ZM86 204V203H85ZM130 204V203H129ZM160 204V203H159ZM29 205H30V203H29ZM77 205V204H76ZM75 205V206H76ZM82 205H84V202L82 203ZM167 205H168V203H167ZM221 205V204H220ZM235 205V204H234ZM254 205V204H253ZM33 206V205H32ZM48 206H50L51 207V205H48ZM52 206H53V204H52ZM90 206V205H89ZM92 206V205H91ZM95 206V205H94ZM133 206H134V203H133ZM139 206V205H138ZM149 206V205H148ZM192 207V206H195V210H193V212H190V210H189V207ZM217 206H218V204H217ZM242 206V205H241ZM19 207V206H18ZM49 207V208H50ZM80 207H81V205H80ZM84 207H86V206H83V208ZM122 207V206H121ZM166 207V206H165ZM243 207V206H242ZM91 208V207H90ZM115 208V207H114ZM161 208V207H160ZM224 208V207H223ZM19 209V208H18ZM51 209H54V207H52ZM84 209H86V208H84ZM88 209V208H87ZM137 209V208H136ZM191 209V208H190ZM234 209V207L231 209V210H233ZM88 211V210H87ZM90 211V210H89ZM133 211V210H132ZM253 211V210H252ZM84 212H85V210H84ZM83 211H82V213H84ZM90 212H92V211H90ZM127 212V211H126ZM137 212V211H136ZM135 212V213H136ZM142 212V211H141ZM151 212V211H150ZM149 212V213H150ZM155 212H156V210H155ZM226 212V211H225ZM260 212V211H259ZM129 213V212H128ZM128 213H127V215H128ZM134 213V214H135ZM262 213V212H261ZM137 214V213H136ZM160 214V213H159ZM216 214V213H215ZM217 214H218V212H217ZM129 216V217H130ZM141 216V215H140ZM139 216V217H140ZM159 216V215H158ZM194 217V219H195V223H193V224H195V225H193L192 223H190L189 222V220H190V218L191 217ZM264 216V215H263ZM114 217V216H113ZM138 217V218H139ZM138 218H137V221H138ZM255 218V217H254ZM260 218V217H259ZM5 219V218H4ZM48 219H51L50 218V215H49V218ZM155 219V218H154ZM193 219V220H194ZM263 219V218H262ZM129 220V219H128ZM228 220V219H227ZM242 220H243V218H242ZM141 221V220H140ZM152 221V220H151ZM38 222V221H37ZM50 222H51V220H50ZM150 222V221H149ZM153 222V221H152ZM141 223H142V221H141ZM143 223H144V221H143ZM228 223V222H227ZM247 223V222H246ZM258 223H259V221H258ZM44 224V223H43ZM52 224V223H51ZM58 224V226H59V223H57ZM231 224H232V222H231ZM234 224V223H233ZM251 224V223H250ZM263 224V223H262ZM42 225V224H41ZM50 225V224H49ZM234 225H237V224H234ZM233 225V226H234ZM56 227H57V225H55ZM133 226V227H134ZM196 226V229H194V227ZM249 226V225H248ZM264 226V225H263ZM46 227V226H45ZM132 227V228H133ZM154 227V228H153ZM238 227V226H237ZM140 228H141V226H140ZM133 229H135V228H133ZM136 229H135V231H136ZM251 229V228H250ZM255 230V229H254ZM258 230V229H257ZM46 231V230H45ZM55 232V231H54ZM137 232V231H136ZM156 232V234H154ZM244 232V231H243ZM253 232V231H252ZM258 232V231H257ZM49 233V232H48ZM228 233V232H227ZM138 234V233H137ZM141 234V235H142ZM218 234H220V233H218ZM243 234V233H242ZM263 234V233H262ZM2 236V235H1ZM65 236V235H64ZM162 236V237H161ZM228 236H229V234H228ZM255 236V235H254ZM259 236V235H258ZM257 236V237H258ZM261 236V235H260ZM137 237H141L140 235H138ZM252 238V237H251ZM215 239H217V238H215ZM215 239H214V241H215ZM219 239V238H218ZM240 239V238H239ZM53 241V240H52ZM172 241H174V243L172 244V246H171V242ZM211 241H212V239H211ZM224 241V240H223ZM67 242V241H66ZM220 242V241H219ZM242 242V241H241ZM264 242V241H263ZM132 242H129V244H131ZM212 243H214V242H212ZM216 243V242H215ZM230 243V242H229ZM232 243H233V241H232ZM249 243V245H248V247L249 246H252V245H255V246H258L257 244H258V240L255 238L254 240H251L250 239V241L248 242ZM129 244H127V246L129 245ZM218 246H219V244L218 243H216ZM221 244V243H220ZM228 244V243H227ZM260 244V243H259ZM58 245V244H57ZM222 245V244H221ZM220 245V246H221ZM243 245V244H242ZM173 246H175L174 248H172ZM211 246V245H210ZM213 247H214V245H212ZM218 246H217V248H218ZM219 246V247H220ZM57 247V246H56ZM124 247H126L125 246V244H124ZM247 247V246H246ZM133 248V249H134ZM216 248V249H217ZM221 248H223V247H221ZM239 248V247H238ZM215 249V248H214ZM264 250V249H263ZM61 251V250H60ZM240 251V250H239ZM125 252H126V250H125ZM125 252H124V254H125ZM259 253V252H258ZM75 254V253H74ZM220 254V253H219ZM72 255H73V252H72ZM218 256V258H217V256ZM238 255V254H237ZM252 255H254L253 253L250 255L249 254V258L248 259H244V260H241V261H238V258H237V261H236V263L235 264H248V262L251 260L250 259V257L252 256ZM70 256V255H69ZM227 256V255H226ZM239 256V255H238ZM246 256H248V254L246 255ZM246 256L245 257H243V258H246ZM72 257V256H71ZM208 257V258H207ZM230 257V256H229ZM240 257V256H239ZM40 258V257H39ZM61 258V257H60ZM68 258V257H67ZM66 258V259H67ZM126 258H127V256H126ZM242 258V259H243ZM263 258V257H262ZM261 258V259H262ZM65 259V260H66ZM79 259V258H78ZM61 260V259H60ZM127 260H129V259H127ZM125 261V260H124ZM167 261V262H166ZM219 261H221V259L220 260H218V262ZM229 261V259H228V257L227 258H224L223 260H222V264H226L227 262ZM262 261V260H261ZM84 261H82V263H83ZM126 262V261H125ZM124 262V263H125ZM218 262H216V263H218ZM254 262V261H253ZM252 262V263H253ZM129 263H131L130 262V260H129ZM128 263V264H129ZM215 263V264H216ZM255 263V262H254ZM126 264V263H125ZM219 264H220V262H219ZM228 264V263H227ZM230 264H233V262L232 263H230ZM250 264V263H249ZM264 264V263H263Z\"/></svg>",
  "mask_w": 264,
  "mask_h": 264
},
{
  "label": "clouds",
  "instance_id": "9594fccd",
  "mask_svg": "<svg viewBox=\"0 0 264 264\" xmlns=\"http://www.w3.org/2000/svg\"><path fill=\"white\" fill-rule=\"evenodd\" d=\"M105 32L110 33V27L106 26ZM120 58L119 50L106 35H101L94 41L78 42L68 59L61 64L66 65V72L54 70L48 77L51 98L57 106L67 98L74 108L86 103H102L101 96L94 92L88 93L85 89L101 88ZM100 126L101 121L97 119L86 125L91 130ZM113 148L108 143L105 146L106 154H111ZM138 158L144 167L153 171L173 166L174 155L164 135L162 123L157 122L152 127ZM223 175L227 178V169ZM86 183L84 177L56 178L55 184L59 189L58 199L53 203L56 218L65 226L68 235L74 237L77 254L84 264H124V244L135 241L137 232L126 220L116 221L110 212L83 214L75 205ZM238 215L234 213L232 219H237ZM51 247L50 237L32 219L19 212L14 217L12 234L0 248V256L5 257L6 264H38L39 255L49 251ZM47 264H55V261L49 258Z\"/></svg>",
  "mask_w": 264,
  "mask_h": 264
}]
</instances>
